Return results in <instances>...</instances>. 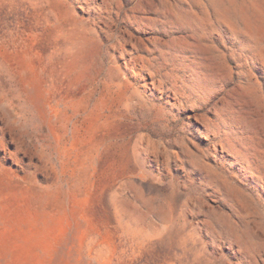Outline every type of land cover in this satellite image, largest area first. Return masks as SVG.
<instances>
[{
  "label": "rangeland",
  "instance_id": "obj_1",
  "mask_svg": "<svg viewBox=\"0 0 264 264\" xmlns=\"http://www.w3.org/2000/svg\"><path fill=\"white\" fill-rule=\"evenodd\" d=\"M0 264H264V0H0Z\"/></svg>",
  "mask_w": 264,
  "mask_h": 264
}]
</instances>
